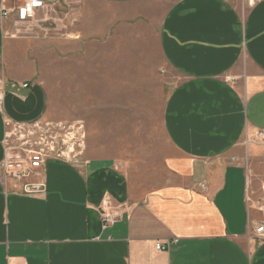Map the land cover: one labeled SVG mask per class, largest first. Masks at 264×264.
<instances>
[{"label":"crops","instance_id":"crops-1","mask_svg":"<svg viewBox=\"0 0 264 264\" xmlns=\"http://www.w3.org/2000/svg\"><path fill=\"white\" fill-rule=\"evenodd\" d=\"M46 2L38 25L45 9L0 15V161L5 121L51 120L56 88L62 105L79 97L61 76L72 54L156 58L172 154L149 191L99 158L48 161L31 193L0 177V264H264V141L250 137L264 134V0Z\"/></svg>","mask_w":264,"mask_h":264},{"label":"rangeland","instance_id":"rangeland-1","mask_svg":"<svg viewBox=\"0 0 264 264\" xmlns=\"http://www.w3.org/2000/svg\"><path fill=\"white\" fill-rule=\"evenodd\" d=\"M44 11L36 25L48 17L51 6ZM131 48L139 53L137 43ZM101 54L67 57L61 76L80 88L79 97L71 93V103L62 105L59 89H53V118L43 121L60 125L61 147L69 161L105 159L125 170L135 186L149 191L164 182V161L172 154L164 126L171 80L163 79L155 68L156 58L133 55L128 60ZM105 72L108 77L100 75ZM100 84L109 87L95 88ZM106 203L110 205L105 201L101 208Z\"/></svg>","mask_w":264,"mask_h":264},{"label":"built area","instance_id":"built-area-1","mask_svg":"<svg viewBox=\"0 0 264 264\" xmlns=\"http://www.w3.org/2000/svg\"><path fill=\"white\" fill-rule=\"evenodd\" d=\"M47 6L46 0H1L2 17L16 13L19 22H35L39 11ZM23 89H28L29 84H21ZM4 95L0 94V105ZM8 129L4 141V155L0 161V177L6 181L13 179L24 183L23 188L27 193L36 190L29 179L39 176L46 163L52 160L68 161L61 147L60 125L43 120L32 123L5 121ZM254 142L264 141V134L256 131L250 135ZM72 152V150L70 151ZM41 187V185H39ZM108 201V200H107ZM117 214L106 203L101 208V220L104 226L113 224ZM256 234L264 236V221L256 228ZM168 243H159L158 250H166Z\"/></svg>","mask_w":264,"mask_h":264}]
</instances>
